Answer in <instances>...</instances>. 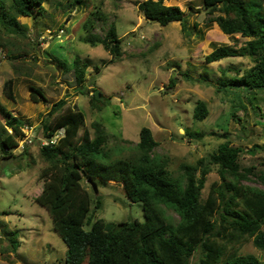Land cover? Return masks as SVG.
Masks as SVG:
<instances>
[{"label": "rangeland", "instance_id": "374dc122", "mask_svg": "<svg viewBox=\"0 0 264 264\" xmlns=\"http://www.w3.org/2000/svg\"><path fill=\"white\" fill-rule=\"evenodd\" d=\"M144 1L46 0L42 11L36 9L30 18H17L25 36L0 29V133L6 128L7 119L2 112L5 108L23 122L25 134L20 141H25L23 146L19 143L13 156H7L0 146V264H66L67 245L54 230L48 211L36 202L45 186L42 173L47 167L41 155L46 139L42 122L51 105L63 98L67 97L68 106L84 112L85 127L93 137L91 124L99 121L105 125L112 135L107 143L112 160L132 156L140 130L147 127L159 143L154 155L170 159L169 169L174 177L180 176L182 164H198L226 141L243 150V166L254 167L256 175L264 173V150L249 152L255 145H264V90L249 93L254 100L251 104L242 86L225 87L218 93L211 85L213 79L221 76L222 69H230L229 76H234L235 69L245 71L253 62L241 57L215 63L205 59L216 45L239 48L246 39L227 36L216 24L207 28L210 15L201 0L165 2L185 12L186 31L179 22L161 26L147 20L138 9ZM11 3L12 0H5L4 5L10 7ZM89 19L94 25L86 30L83 26ZM111 26L122 39L123 54L116 61L103 44L92 46L85 41L90 34L104 39ZM60 29L64 30L62 35H58ZM47 31L54 38L41 41L50 37L46 36ZM76 57L89 65L87 81L81 87L75 81ZM184 73L191 80L183 77ZM171 77L176 79L174 86ZM11 79L13 99L5 90ZM31 86L41 88L49 102L33 103ZM96 91L104 96L103 102L96 105L101 110L91 102ZM199 101L209 109L203 122L193 117ZM256 106L259 109H254ZM65 109L67 106L52 120L56 121ZM234 113L236 117L232 116ZM7 130L13 133L12 129ZM213 130L219 134L226 131L229 137L209 135ZM187 131L204 132L206 137L191 139ZM216 169L212 167L207 176L205 198L209 186L220 179ZM87 181L83 179L82 185L93 196L102 198V206L93 213V219L115 223L144 221L143 205L129 201L121 185L96 183L98 194H94ZM247 185L264 189L254 177ZM166 213L175 222L179 220L174 212ZM12 241L19 244L16 251L11 250ZM241 252L264 263V251L257 249L252 240L241 247ZM198 258L197 255L192 263Z\"/></svg>", "mask_w": 264, "mask_h": 264}, {"label": "trees", "instance_id": "16d2710c", "mask_svg": "<svg viewBox=\"0 0 264 264\" xmlns=\"http://www.w3.org/2000/svg\"><path fill=\"white\" fill-rule=\"evenodd\" d=\"M166 1L169 0H146L138 9L147 20L161 26L179 22L186 31L185 12L178 6L166 5ZM201 2L210 15L207 28L216 24L225 35L246 39L239 48L214 45L206 62L234 57L249 58L253 62L245 71L235 69L234 76H229L230 69H222L221 76L213 79L211 85L218 93L225 87L236 86H242L247 95L264 90V0ZM45 3L46 0H12L11 6L5 7V0H0V29L7 34L25 36L17 18L32 17L33 10L42 11ZM91 16L96 17L94 13ZM92 19L84 24V29L92 28ZM194 27L197 28L195 24ZM85 41L92 46L103 44L113 54L114 61L122 57V39L114 26L104 39L90 34ZM88 66L80 57L74 59L75 81L79 87L87 81ZM182 76L189 78L187 73ZM175 83L176 79L171 77V85ZM5 90L13 99L12 79L6 82ZM251 95L247 99L252 104ZM30 98L36 104L49 102L44 91L35 86L30 87ZM91 102L98 108L96 105L103 101L97 100L94 93ZM66 106L65 112L56 121L52 120ZM2 112L7 121L0 133V146L7 156H13V149L25 137L24 124L5 108ZM208 115L207 104L199 101L194 119L203 122ZM85 125L84 112L68 106L67 97L53 103L42 122L46 139L60 130L65 132L56 144L41 148L47 167L42 173L45 186L36 202L48 211L54 230L67 245L66 264H85L86 260L88 264H264L260 258L241 252V247L251 240L257 249L264 251V189L247 185L253 177L264 185V173L256 175L254 167L242 165L240 147L226 141L198 164H182L180 176L174 177L169 169L170 159L154 155L159 143L150 128L140 130V140L132 156L112 160V152L107 149L112 135L105 125L99 121L91 124L94 137ZM7 129L13 133L9 134ZM186 134L195 140L206 137L204 132L187 131ZM209 135L229 137L226 131L219 134L213 130ZM257 149L264 150V145H255L249 152ZM212 167L217 168L220 179L209 186L205 198L203 193ZM83 179L95 184L121 185L129 201L143 205L144 221L115 223L93 219V213L102 206V198L93 196L82 185ZM166 211L174 212L179 220L170 219ZM10 243L11 250L16 251L18 242ZM197 255L198 262L192 263Z\"/></svg>", "mask_w": 264, "mask_h": 264}, {"label": "built area", "instance_id": "2783aa9c", "mask_svg": "<svg viewBox=\"0 0 264 264\" xmlns=\"http://www.w3.org/2000/svg\"><path fill=\"white\" fill-rule=\"evenodd\" d=\"M64 33V30L63 29H60L58 31V35H62ZM46 36L49 37L48 39L46 38H41V41H44V40H51L53 39V33L51 31H47L46 32ZM26 134H27V131L25 130ZM61 132L63 134H61ZM65 132L63 130H60L59 132H56L53 136H51V138L49 139H44L45 141H43L42 143V146H48L50 144H56L63 136H64ZM25 142V141H24ZM24 142H21L20 144L23 146V143ZM19 144V145H20Z\"/></svg>", "mask_w": 264, "mask_h": 264}, {"label": "water", "instance_id": "95a60500", "mask_svg": "<svg viewBox=\"0 0 264 264\" xmlns=\"http://www.w3.org/2000/svg\"><path fill=\"white\" fill-rule=\"evenodd\" d=\"M97 100H102L104 96L100 91L95 92ZM89 183L92 185V188L94 189L95 193L98 194V186L91 180H89Z\"/></svg>", "mask_w": 264, "mask_h": 264}]
</instances>
